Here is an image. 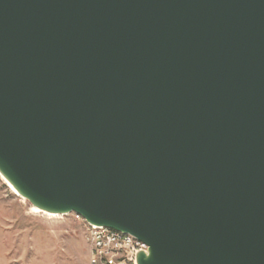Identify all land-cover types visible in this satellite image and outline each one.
Masks as SVG:
<instances>
[{
	"label": "water",
	"instance_id": "water-1",
	"mask_svg": "<svg viewBox=\"0 0 264 264\" xmlns=\"http://www.w3.org/2000/svg\"><path fill=\"white\" fill-rule=\"evenodd\" d=\"M0 175L137 264H264V0H0Z\"/></svg>",
	"mask_w": 264,
	"mask_h": 264
},
{
	"label": "rangeland",
	"instance_id": "rangeland-1",
	"mask_svg": "<svg viewBox=\"0 0 264 264\" xmlns=\"http://www.w3.org/2000/svg\"><path fill=\"white\" fill-rule=\"evenodd\" d=\"M31 208L0 178V264H88L83 223Z\"/></svg>",
	"mask_w": 264,
	"mask_h": 264
},
{
	"label": "built area",
	"instance_id": "built-area-1",
	"mask_svg": "<svg viewBox=\"0 0 264 264\" xmlns=\"http://www.w3.org/2000/svg\"><path fill=\"white\" fill-rule=\"evenodd\" d=\"M71 215L85 227L88 264H137V256L147 251V246L131 235L90 226L81 217Z\"/></svg>",
	"mask_w": 264,
	"mask_h": 264
},
{
	"label": "bare ground",
	"instance_id": "bare-ground-1",
	"mask_svg": "<svg viewBox=\"0 0 264 264\" xmlns=\"http://www.w3.org/2000/svg\"><path fill=\"white\" fill-rule=\"evenodd\" d=\"M0 178L5 182V184L7 185V187L9 188V190L11 191V193L14 194L15 196H17L18 198H20L17 195V193L15 192V190L4 180V178L1 175H0ZM31 209H32L33 212L40 213V214L42 213L43 215L45 214V216L47 215V216L52 217V218L59 217V216H56V215H51V214L43 213V212H41V211H39V210H37V209H35L33 207ZM60 217H62V216H60Z\"/></svg>",
	"mask_w": 264,
	"mask_h": 264
}]
</instances>
